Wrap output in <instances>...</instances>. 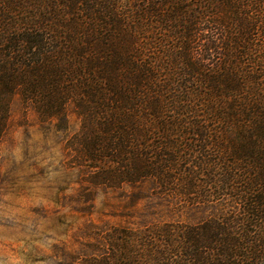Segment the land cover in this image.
I'll list each match as a JSON object with an SVG mask.
<instances>
[{"label": "trees", "instance_id": "trees-1", "mask_svg": "<svg viewBox=\"0 0 264 264\" xmlns=\"http://www.w3.org/2000/svg\"><path fill=\"white\" fill-rule=\"evenodd\" d=\"M17 96L93 186L205 205L82 264H264V0H0V143Z\"/></svg>", "mask_w": 264, "mask_h": 264}, {"label": "rangeland", "instance_id": "rangeland-1", "mask_svg": "<svg viewBox=\"0 0 264 264\" xmlns=\"http://www.w3.org/2000/svg\"><path fill=\"white\" fill-rule=\"evenodd\" d=\"M80 129L74 114L44 122L14 99L0 143V264H82L94 247L107 249L101 241L115 230L191 220L189 209L205 207L196 197L161 196L149 182L93 186L73 147Z\"/></svg>", "mask_w": 264, "mask_h": 264}]
</instances>
